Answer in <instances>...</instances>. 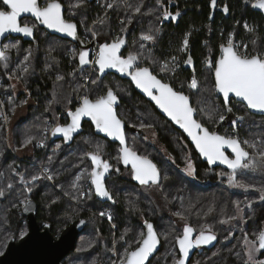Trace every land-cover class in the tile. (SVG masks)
<instances>
[{
    "label": "rangeland",
    "instance_id": "obj_1",
    "mask_svg": "<svg viewBox=\"0 0 264 264\" xmlns=\"http://www.w3.org/2000/svg\"><path fill=\"white\" fill-rule=\"evenodd\" d=\"M67 6H68V15L71 18H76L79 20L82 30L84 39L87 43L96 42V45H99V36L102 34H99L98 31H103L101 28H96L94 26L93 21H89L87 16H83L82 9L86 5V0H62ZM153 3L151 5V10H149L148 15L149 17H145L147 21L145 23L140 22V24H137L136 22H133L134 19V13L130 16L125 17L126 19V26L130 27L131 24H136L137 26V33L136 35L139 37L138 43L139 48L137 49V52H142V59L150 63L151 65L155 66L159 70V65H162L163 62L161 61L162 55L158 54L155 43H158V39L163 34V30L161 28V21H162V13H163V2L161 3V0H152ZM163 1V0H162ZM77 3H80L79 7H72L70 5H76ZM103 5L106 6L108 4H120L122 3L121 0H111L110 2L107 0L106 2H102ZM126 3V1H125ZM127 4V3H126ZM135 6V5H134ZM109 10L110 8L107 7ZM104 10L103 15H101L98 19L100 20L105 15H109L108 10ZM132 16V17H131ZM106 17V16H105ZM133 18V19H132ZM94 20V22H95ZM135 20V19H134ZM26 23H32L30 21H24ZM34 24V23H32ZM36 25V24H34ZM153 31V34L156 36V39L154 41H143L141 39V36L143 33L148 32L149 30ZM104 32V31H103ZM37 33L39 40L41 41V57H37L34 55L35 50L39 52L40 49L38 47L32 48L28 46H23V43L15 38L7 39L3 46H10V45H16V47H8L7 49V55L8 59L7 61L3 60L1 64L2 70H7L8 74L5 77L0 76V106L3 120L0 124V128H4V138L3 140L7 144L8 148L15 147V144L18 142V149L16 151L17 156L19 157H29L33 154V150L35 149V141L39 137L41 131L48 127V125H58L61 124L60 120H63L64 122L66 119H64V116L67 118L66 111L69 109H73L74 105H76L77 101H81V97L84 95H87L91 98H96L103 94L102 91H100L101 88L106 90L109 88L111 83H114L116 85V88L123 89L124 91L129 92V87L127 85H124L121 81H118L114 77L109 76L108 79L104 80V83L98 82L99 79V72L96 66L93 67V65L81 72L80 68H77L75 60L78 58L79 51L77 49V46L75 43L68 39L64 38H58L57 36L50 35L47 31L42 30L38 28L37 26ZM144 45L143 48H141V45ZM99 49V47H97ZM47 52V54H45ZM59 54V55H58ZM68 57L70 60V66L75 67L72 69V71L68 72L65 67L61 64L60 65V56ZM14 56L15 58L12 60L11 57ZM157 56V57H155ZM41 60L43 63V73H50L53 75L55 82H57V76H63V80H59L58 84L56 86V92L53 95V98L51 96L50 100H45L44 108H46L48 112V118L44 117L42 120V123H37V117L40 116L41 112L38 111L36 113L37 108V96H33V94L30 92L28 86H29V76L27 74L28 69H31L30 63H35L37 60ZM39 62V61H38ZM63 66V68H61ZM27 69V71H25ZM161 72V71H160ZM31 77V76H30ZM85 77H89V79H85ZM2 80L6 81V84L4 85ZM95 80L96 83H93L92 81ZM8 81V82H7ZM116 81V82H115ZM100 88V89H99ZM210 86H204L200 89L199 97L196 98V106L198 109H203L204 111H199V115L201 119H203L206 123H209L212 128H216L218 124L221 122L218 118L219 115L224 116V110L219 102V99H216L212 95V91H210ZM72 91V93H71ZM210 91V92H208ZM60 92L63 94L60 95ZM69 93V94H66ZM23 94V95H22ZM67 97V99H66ZM24 101H27V103H23ZM79 105V104H78ZM245 107V106H244ZM242 106H238V108L241 111H245V108ZM134 108L140 110L141 107L139 105L134 104ZM132 112L131 120L129 124H135L136 128H141L139 121L141 123L152 124V128H141V131L144 133L146 138H152L155 140L156 134L158 133L156 130H159V133H165L169 134L171 137V142L173 146L177 149L175 153L170 152L168 155L167 153H164V157H166L169 162V164L163 165V178L162 181H165L164 177L169 176V179L173 177V180L178 179L177 182L180 181H186L192 180L194 175H189L185 169L188 165V163H191L193 168L195 169L197 167L198 159L193 156L192 149H185L186 145L185 142L182 141L181 136L174 133L171 128L172 126L164 119H161L160 117H155V120H146L147 114L143 112H137L131 108V111L129 110V107L126 109V114ZM205 113L211 114V119L209 118V115ZM124 114V111H123ZM246 115V114H245ZM32 117L34 120H29V117ZM242 138L243 140H249L255 142L257 145H259L261 142H264V121L260 118L251 117V115H246V120L242 122L239 126V131H242ZM93 132L91 130L88 131L87 135H83L80 141H85L90 148L95 150L96 144H101L106 146L108 144L105 140H100L95 135H92ZM228 136L232 135V133L227 132ZM24 135L26 137L28 136H34L36 139L33 141L32 144L27 145V147H24L22 144L24 142L21 140ZM0 136V137H1ZM130 140H137L135 144L142 149L144 152H149L157 155L156 150L152 147L154 146H147L146 143H149L146 138H143V140L137 138L133 131H130L128 133ZM40 138V137H39ZM41 142V141H40ZM42 142H47L48 139L43 134ZM151 142V141H150ZM51 145V144H50ZM81 144H79L77 147H75L72 151V157H75V160L69 162L67 161L70 156H61V152L65 151L67 149L63 148V144L60 142H55L53 144V152L50 157V161H52V165L55 169V182H56V189L52 190L51 192H46L47 195L50 196V199H53L51 202H43V206L46 207L47 210L50 208V206L53 204V201H56L57 198H63V203H65V207L68 209V211H83L85 209L91 208V206H97V209H92V217H90L89 224L87 226L88 230L87 232L83 233V235L80 236L78 243L76 245V248L74 249L73 253L66 259L67 264H98L100 262L106 263V264H118V261L123 259L125 249L129 247L130 241H124L120 242L119 240V234L116 232V225L114 224L113 220L111 221L109 219V226L113 230V233H116V235H112V245L109 244L108 241H105V239L110 240L109 238H105L104 234L96 229L95 227H98L99 224L106 219H108V215L112 217V211L113 208L111 206L107 207V212H104L106 210L102 209L103 206L101 202L97 203L94 201L92 197V192H94L93 185H91V180L85 176V178L81 179L79 183V188H73L72 183L74 181V178L76 175L80 174L84 171V169H88V172H91L92 167L91 164L88 162L85 152L83 154H78L75 156L73 153L76 149V152L78 151ZM174 148V149H175ZM82 150V148H81ZM110 150L112 152V156H115L114 152H116V148L111 146ZM153 151V152H152ZM252 151H254L252 149ZM78 153V152H77ZM176 155V156H175ZM178 156V157H177ZM161 157V155H160ZM68 166H71L70 168ZM260 168V167H258ZM75 170V171H74ZM257 173H262L259 169H256ZM26 175L28 172H25ZM30 173V172H29ZM174 173V174H173ZM126 175V174H125ZM130 176V175H129ZM128 176V177H129ZM207 178L210 175H204ZM31 177H27V179L24 178L23 183V196L21 195L22 200L25 199H31V193L27 191L28 187H32V190L34 188L39 187V183L44 182V180L40 179L34 183L31 181ZM132 178V177H129ZM260 177H254V179L251 180H241L242 184L252 185L253 187L248 189L258 190L261 188H264V180L261 178V181L259 180ZM173 182V181H172ZM260 183V184H259ZM45 184V183H44ZM164 184V183H163ZM171 184V182H170ZM8 184H5L2 186L1 189L5 190V196L6 192L9 191L7 188ZM47 188H51L50 186L46 185ZM164 186V185H163ZM89 188L92 190L89 191ZM122 188H126V202L132 206L133 212L140 211L139 208V199H141L140 194L138 192L140 191V188H136L134 186H127L125 184L122 185ZM115 189L117 187L115 186ZM167 189V186L166 188ZM118 191V190H117ZM81 193H87L86 195H81ZM119 195H122L121 192H119ZM261 194V192L259 191ZM186 194V193H185ZM4 197H0V203L2 202ZM31 197V198H30ZM86 197V198H85ZM251 197H239V196H230L228 198L227 202L224 206L226 208L224 211H222V217L219 219V222L217 224V227H211L212 231H215L219 236L221 242L218 245V248L211 253V252H204L202 251L200 255L194 256L193 261L191 264H226V258H228V253H234L235 259H237V262H244L247 260V252L245 250L244 244H243V238L245 234L248 235V237L254 238V234L258 233L260 230L264 229V222H260L259 224H254L253 226H250L246 231H243V229L240 230V227L238 228V225L243 226L245 228L246 223H249V220L253 221V215L256 216L255 212H250L251 210L249 207H247L246 201H251ZM260 198V197H259ZM177 200H179V197H176ZM255 200V199H254ZM94 201V202H93ZM241 201V208L243 209L242 212L239 213V217L236 220L231 221L230 223H221L222 220L225 219L226 216L230 215H236V208H235V202ZM56 203V202H55ZM91 205V206H90ZM174 205L176 206L175 211H186V208L183 207V205L179 204L178 202H174ZM252 205V204H251ZM24 206V203H23ZM130 210V211H132ZM105 213V215H100V213ZM152 211H147V213H151ZM144 213L142 212L140 214V221L143 223L147 218L145 217ZM177 224L179 227L180 225L185 224L187 221L184 219H181L180 217L176 216ZM213 217H208L207 220L208 223L212 224ZM215 224V225H216ZM164 227H159V232L161 239H163L164 242V254L163 261L164 264H174V261L180 258L179 250L175 251L176 247V241L175 238L182 234V231H176L173 225L170 224H162ZM28 226V225H27ZM204 226V225H203ZM202 226V227H203ZM202 227H196V229L199 231ZM238 228L242 234L239 238L233 241L230 245H225V243H222L223 241H227L230 239V236L233 232L231 229ZM94 229V230H93ZM134 229L136 230V233L130 235L129 237L132 239H137V237H140V232L134 228V227H127L124 231V234L129 233L128 231ZM28 230H24L22 232H28ZM21 232V233H22ZM177 233V234H176ZM23 234V233H22ZM23 236V235H22ZM167 236V239L165 237ZM21 238V237H19ZM11 240V239H10ZM7 241L4 250L1 252L3 253L9 243ZM91 251L93 252V255L87 258L86 252ZM239 253V255H237ZM1 255V254H0ZM217 257H216V256ZM214 258V259H213ZM256 260H264V258L261 256L260 251L256 253L255 256Z\"/></svg>",
    "mask_w": 264,
    "mask_h": 264
},
{
    "label": "snow or ice",
    "instance_id": "obj_2",
    "mask_svg": "<svg viewBox=\"0 0 264 264\" xmlns=\"http://www.w3.org/2000/svg\"><path fill=\"white\" fill-rule=\"evenodd\" d=\"M0 3L6 8V10L0 8V37H4L6 33L10 32L32 36L35 25H29L28 23L21 24L22 14H31L39 24L46 26L48 29L78 38L77 26L75 23L67 21L64 18L63 5L60 0H44L43 5L40 3V0H0ZM211 4L214 7L216 0H211ZM70 6L79 7L80 3ZM253 6L264 10V0H255ZM107 7L111 8L112 4H108ZM140 11L141 6H137L135 12L139 13ZM224 11H228L227 6L224 7ZM175 15L178 17L180 14L177 12ZM171 16L172 14L165 10L163 18L168 19ZM98 22L103 23V18ZM245 28L253 31L247 24H245ZM141 39L143 41H154L156 36L150 29L148 32L142 34ZM125 43L126 41L123 37H117L112 43H104L96 52L94 60H89V52L82 50L78 55L79 65L81 67L89 64L96 65L101 75L104 74L106 69L111 68L130 76L135 86L150 97L151 101H154L155 105L171 121L179 125L187 133L199 150V153L206 158L208 163L215 164L217 161H220L232 170L229 174L230 184L244 189L253 187L252 185L238 183L236 181V172L237 170H249L255 167L264 169V142L257 145L253 141H242L238 136H222L214 131H209L196 118L198 108L192 106L188 95H185L183 91L174 89L170 83L163 82L156 74H153V71L149 67L139 66L137 61L142 58V52H129L126 58L121 55V48ZM182 45V50L186 51L188 46L187 38L183 40ZM253 45V50L249 51L248 45L237 44L234 42V36H230L226 43L221 45L219 59L215 62L211 58L206 60V63L213 68L215 88L218 93L222 94L226 111L228 112L232 111L231 107L227 106L231 96L240 98V100L246 102L247 107L250 109L264 112V50H258L255 47V41H253ZM8 47H16V45L0 46V59L7 61ZM143 47L144 45L142 44L141 48ZM185 63H191L190 56ZM175 67H178V63L176 58L173 57L171 65L165 61L162 65H159V70L161 72H173ZM63 79V76H57L58 81ZM85 79H89V77H85ZM92 82L96 83L95 80ZM189 87L191 89L198 87V81L194 75L190 80ZM118 100L117 93L111 87L106 90L105 95L98 96L94 100L90 99L87 95L82 96L80 106L75 111L68 113L71 122L65 125H57L52 130L53 135L62 134L65 141H70L73 138V134L80 129L81 120L84 117H90L98 131L119 140L122 145L119 150L121 154L119 159L123 161L124 165H131L135 180L141 185L149 187L156 185L159 187L162 177L157 165L147 156L138 155L136 151L127 146L123 130L124 121L117 115L115 107ZM23 103H27V101ZM199 111L203 112L204 110L199 109ZM2 114L0 112V115ZM205 114L209 115L210 119L212 118L210 113ZM218 118L220 121L225 119L223 115H219ZM238 119L242 121L244 118L239 117ZM140 127L152 128L153 125L141 123ZM35 139L34 136H28L23 146L27 147ZM40 144L42 146V141ZM226 147L231 149L234 158H230L225 154ZM248 149H253L254 151L250 152ZM102 152L103 145L96 144L95 150L88 153L93 164L91 172L89 173L88 169H84L83 172L76 175L72 187L79 188L78 182L87 176L91 180V185L94 186L95 194L111 200L113 197L105 185V177L112 166L102 159ZM116 171L119 172V169H116ZM185 171L189 175H194L195 169L191 163H188ZM20 179L24 181L22 175ZM40 179L53 180L51 170L45 168L43 172L31 177L33 185ZM24 182L27 183L26 181ZM12 187L11 183L7 185L8 189ZM91 190L89 188V191ZM27 191L31 193L32 187H28ZM259 191L261 192V199L264 200V188L259 189ZM86 194L81 193V195ZM4 196L5 190L0 189V197ZM55 202L53 201V203ZM23 203L25 210H27L31 205V200L25 199ZM241 203V201H236L235 208L237 214L226 216L221 223L227 224L240 218L239 213L243 211ZM243 203H246L249 208L252 204L251 201ZM100 215H105V213L102 212ZM174 215L184 220L187 219L184 213L180 211ZM108 219H111L110 215H108ZM145 227L146 232H140V239L136 240V246L132 247L129 245V248L125 249L123 259L119 260L118 264H146L149 257L156 251L160 243L159 234L153 224L145 222ZM196 231L193 227L186 225L183 227L182 235L175 238L181 256L174 261V264H186L192 248L207 245L216 240V235L211 232V225H204L199 230V234L193 239V233ZM22 235H27V232H24ZM121 239H124V237L122 236ZM165 239H167V236ZM243 244L247 252L245 264H264V260L255 259L256 253L264 250V229L255 233L254 238L251 239L245 234Z\"/></svg>",
    "mask_w": 264,
    "mask_h": 264
},
{
    "label": "trees",
    "instance_id": "obj_3",
    "mask_svg": "<svg viewBox=\"0 0 264 264\" xmlns=\"http://www.w3.org/2000/svg\"><path fill=\"white\" fill-rule=\"evenodd\" d=\"M44 1V0H42ZM107 0H94L93 2H87L85 7L82 9L83 16H87L89 21H93L94 26L96 28H101L103 31H98L99 34H102L99 36L100 42H107L110 43L115 40V33L114 31L120 32L121 36L125 38L126 42L129 41V43H132V34L133 30L137 29L136 24H131L130 27L126 26V19L125 17L132 15L134 13V19L133 22H136L137 24H140V22L145 23L147 19L145 17H149L148 12L151 10V5L153 3L152 0H129L127 4L124 0H121L122 3L115 4L113 7H111L108 10V13L113 15V18H109L108 15H105L103 17L104 22L99 23L98 19L101 15H103L105 9V5H103L102 2H106ZM109 2L111 0H108ZM181 2V8H186L187 10L190 9V11L186 14L184 19L181 21V23L171 30L175 31L172 35L171 33H168L163 37V39L160 40L159 45L156 47L157 52L160 55H164V53H169L175 49L173 47V43L176 44V46L181 42V38L183 34L186 31H190L192 33L191 35V43L193 46V53L196 58H203L205 56L206 47L203 45V41L207 39L208 41H212L214 45H216L217 51L216 55L218 53V42H223L224 36L229 30V28L233 25H235V22L230 23V21H223V24H219L217 20H215L210 27V24L208 23V14H209V8L208 3L201 0L197 1H189V0H178ZM182 2L184 4H182ZM201 3V4H200ZM199 4V5H198ZM135 5V6H134ZM236 5V3H235ZM137 6H141V11L139 13L135 12V8ZM199 7L202 8V11L200 12ZM240 13V12H239ZM132 17V16H131ZM118 18H123L125 21V25L123 27H119L117 24ZM95 20V22H94ZM76 22L79 25L80 28V35L84 39L83 30L81 27V24L78 19H76ZM242 23H239L241 26ZM224 26V27H223ZM242 27H240L241 29ZM222 33V34H221ZM52 35V34H50ZM182 35V36H181ZM39 35H37L36 39L33 42H26L22 40L19 37H12L15 39L20 40L23 43V46H28L32 48L38 47L40 51L38 52L37 49L34 52L35 56L41 57V41L39 40ZM56 36V35H54ZM58 37V36H57ZM60 38V37H58ZM85 40V39H84ZM129 43L126 44V47L124 49V55L127 56L129 52H132V46H129ZM128 45V46H127ZM77 46V45H76ZM135 45H133L134 47ZM175 46V47H176ZM127 48V49H126ZM139 48V46H138ZM78 49V47H77ZM44 53V52H43ZM47 54V52H45ZM59 55V54H58ZM15 57L12 56L11 59L13 60ZM60 65L62 64L66 69V71H72L73 68L70 66V60L68 57L60 56ZM39 61V62H38ZM3 60L0 59V67ZM77 68L81 69V72L89 69V68H82L78 63V58L75 60ZM31 69L29 68L27 71V74L29 76V90L33 94V96H37V110L41 112L40 116L37 117V123H42V120L44 117L48 118V112L46 108H44L45 100H50L51 96L53 98L54 93L56 92V86L58 84V81L55 82V79L53 75L50 73H43V63L41 60H37L35 63H30ZM63 66L61 68H63ZM8 74L7 70H2L0 68V76L5 77ZM204 73L201 76V79L203 78ZM31 76V77H30ZM114 77L118 81H121L124 85H127L129 87V92L124 91L123 89L116 88V85L114 83H111L109 87L113 88L117 93L120 91V95L123 99V103H121L120 107L118 108V114L119 116L124 119L128 123V127L131 126L130 120L132 116V112L126 114V109L124 107H129V110L131 111V108H133V104L136 102L132 101V86L129 84V81H126L124 79H120V77H117L115 75L109 74L104 78L99 77L98 82L104 83V80L108 77ZM6 78V77H5ZM203 80V79H202ZM8 82V81H7ZM116 82V81H115ZM4 85L6 84V81L2 80ZM100 89V88H99ZM108 89V88H107ZM106 89V90H107ZM103 88L100 89L103 93L106 92ZM72 93V91H71ZM135 93H137L135 91ZM69 94V93H66ZM138 94V93H137ZM23 95V94H22ZM60 95L63 94L60 92ZM67 99V97H66ZM77 104L74 105V108L80 104V101L76 102ZM194 103V102H193ZM222 106L223 102L221 101ZM241 104V103H240ZM238 105L236 103L231 104V108H233L232 115L235 116V119H229V112L226 113L225 117H227L228 120L235 122L237 126V130L235 132H239L240 136L242 135V131H239V126L242 122L246 120V115L248 116V112L245 109L246 113H243L238 106L244 107L242 104ZM195 108H197L196 103L193 104ZM245 108V107H244ZM137 114H139V110L133 108ZM1 111V106H0ZM124 111V114H123ZM246 114V115H243ZM233 116V117H234ZM243 117L244 119L241 121L238 118ZM64 119L67 120V118L64 116ZM197 119L204 124L207 128H212L209 123H206L203 119H201L199 115V109L197 111ZM226 119V120H227ZM3 117L0 115V124L2 123ZM29 120H34L30 116ZM225 120V122H226ZM64 121L60 120V123L62 124ZM60 125V124H58ZM49 126V125H48ZM85 131L84 135H87L88 131L91 130V126L87 123L85 124ZM222 128V127H221ZM234 127H231L227 132L234 133L233 129ZM44 130V129H43ZM43 130L41 131L39 137L35 141V149L33 150V154L29 157H19L16 154V151L18 149V142L15 144V147L13 149L10 147H7V144L2 138L4 136V128H0V136L3 134V136L0 137V189L3 185L11 183L13 187L9 189L8 192H6V197L3 198L2 202L0 203V253L4 250L5 245L8 240L15 237L16 239H20L19 237H22V231L28 230V223L26 217L22 213L23 208V200L21 198V195L23 196V181H21L20 176L22 175L25 179L27 177L36 175L40 172V169L38 165L43 164L48 169L51 170V173L53 175V183L50 180L42 179L44 182H36L39 183L38 188H34L31 192L32 199L36 200L38 203V218L44 219L53 225V234L55 236H58L66 226H68L71 222L78 220L80 218H85L88 221L90 217H92V212L94 209H97V206H91L89 209H85L83 211H68V209L65 207V203H63V198L56 199V203H53L49 210L46 209V207L43 206V202H51L53 199H50V196L46 194V192H51L52 190H55L56 188V182H55V165H52V161H50V157L52 155L53 149H51V146H45V143L42 142V146L40 144V141H42L43 138ZM94 135V134H92ZM32 136V135H31ZM161 138L163 139V142L167 145L170 152L175 153L176 148L173 146L171 142V137L169 134L161 133ZM83 137V135H82ZM81 137V138H82ZM242 137V136H241ZM27 137L24 135V137L21 139L23 142L25 141ZM81 138L77 139L74 142V148L77 147L79 144L80 147L78 149V153L76 152V149L74 151V155L77 156L78 154H83L86 152L85 150L87 148H90V146L85 141H80ZM185 138V137H184ZM183 138V139H184ZM186 140V138H185ZM108 142V141H107ZM109 143V142H108ZM186 143H189L188 140L185 141ZM111 145L113 143H110ZM23 145V144H22ZM82 148V150H81ZM175 148V149H174ZM90 151H94L92 148H90ZM176 156V155H175ZM178 157V156H177ZM69 159L67 161L71 162L75 160V157H68ZM69 168L71 166H68ZM256 169H261L258 167H255ZM255 168L250 169V174L248 175V178L245 177L244 180H251L254 179V177H258V173L256 172ZM197 177L199 179H204V175H210V169L208 168L207 164L204 162L198 163L197 167ZM75 171V170H74ZM25 172H28L26 175ZM30 172V173H29ZM174 174V173H173ZM124 175L115 174L110 176V182L113 187H117L115 191V198H112L114 201L115 206H111L114 211H112V217L111 221L113 220L114 224L116 225V232L119 234V241H130V245L132 247L136 246V240L140 239V237H137V239H132L129 236L136 233V230L131 229L129 230L127 234H124V231L127 227H134L139 232H144V226L143 223L140 221V214L144 211L145 217L147 219H151L155 222L158 232L159 227H164L162 224H170L173 225L176 231H183V227L186 224H190L192 226L196 227H202L203 225H211V227H217V224L219 222V219L222 217V211L226 208L225 203L228 200V197L225 195V192L222 194H216L214 191L213 186L209 182H203L197 181V180H184L177 182L178 179L173 180V177L169 179V176L165 178V181H162L160 183V186L157 187L156 185H153L151 187L146 186H138L136 188H140V191L138 194H140L141 199H139V208L140 211L133 212L132 206L126 202V188H122V185L125 184L127 186L131 185L133 186V183L129 181L128 178L124 177ZM261 181V178L259 179ZM173 181V182H172ZM171 182V184H170ZM35 183V184H36ZM45 183V184H44ZM164 183V184H163ZM260 184V183H259ZM50 186L51 188H47V186ZM164 185V186H163ZM167 186V189H165ZM55 188V189H54ZM94 189V188H93ZM122 193V195H119L118 191ZM250 190L251 197L250 200H252V205L249 208L250 212H255L256 216L253 215V221L249 220L248 227L244 228L243 226L238 225V228L240 227V230L243 229V231H246L250 226H253L254 224H259L260 222H264V200L261 199V194L258 190ZM186 193V194H185ZM179 197V200L176 199V197ZM30 197V198H31ZM92 197L94 201L97 203L100 202V199L96 196L95 191L92 192ZM113 197V194H112ZM260 197V198H259ZM86 198V197H85ZM255 199V200H254ZM93 201V202H94ZM174 202H178L179 204L183 205L184 208H186V211H180L183 212L184 215L187 217V221L185 224L179 225L177 224L176 216L174 215L176 212V206L174 205ZM93 209V210H92ZM98 210V209H97ZM132 210V211H130ZM147 211H152L151 213H147ZM107 212V211H104ZM208 217H213L212 224L208 223L207 220ZM109 219L103 220L98 227H95L94 229L101 231L104 234L105 238H109L110 240L105 239V241H108L110 245H112V235H116V233H113V230L109 226ZM217 223V224H216ZM216 224V225H215ZM89 228V227H88ZM88 228L86 229L85 233L87 232ZM232 228V236H230V239L225 245H230L233 243L234 240L242 236L239 229ZM93 229V230H94ZM22 232V233H21ZM160 234V232H159ZM177 234V233H176ZM124 237V239H121V237ZM134 236V235H132ZM164 242L162 239V247L159 253L150 261V264H164L163 256L164 254ZM129 248V247H128ZM175 251H178L177 243L175 247ZM218 248V246H217ZM216 249V247L212 249L203 250L204 252H213ZM179 252V251H178ZM202 252V251H201ZM200 252V253H201ZM198 253L197 255H200ZM261 256L264 258V250H260ZM195 255V256H197ZM216 256V255H215ZM217 257V256H216ZM214 259V258H213ZM237 259H235L234 253H228V258H226L227 263L226 264H245L244 262H237ZM67 263V262H66ZM218 264V263H217Z\"/></svg>",
    "mask_w": 264,
    "mask_h": 264
},
{
    "label": "flooded vegetation",
    "instance_id": "obj_4",
    "mask_svg": "<svg viewBox=\"0 0 264 264\" xmlns=\"http://www.w3.org/2000/svg\"><path fill=\"white\" fill-rule=\"evenodd\" d=\"M60 1L66 7L65 17L67 19L76 21V18L69 17L68 6L62 0H60ZM86 1L89 2L88 0H86ZM189 1L193 2V1H197V0H189ZM199 1H201V0H199ZM203 1L208 3V8H209V14H208V21L209 22L208 23L210 24V27H212V25H213L212 22H214L215 20H217V22L219 24H223L224 20L230 21V23L232 24V22H235V20H236L235 25L231 26L229 28V30L227 31V33L225 34L226 36H224L223 42L222 43H221V41L218 42L217 47L219 50H218L217 55H216V51H217L216 45H214L212 41H208L207 39H205L203 41V45L206 47L205 56H203V58L202 57L196 58L194 53H193V46L191 43L192 33L190 31H186L183 34V36L181 35L182 36L181 42L177 46H176V44L173 43V47L175 49H173L170 53H169V51H167V53H164V55L162 54V57H161V61L163 63L165 61H167V62H169L170 65L172 62V58L173 57L176 58V61L178 63V67H175L173 72H160V70H158L155 66L151 65L150 63H148L147 61H145L142 58L140 60H138L137 63L141 67H149L153 71V74H156L157 77L159 79H162L163 82L170 83L174 89H176L178 91H183L185 95H188L190 97V100L192 102L193 107H194L193 104L196 103L195 99L199 97L200 89L203 88L204 86H207V85L210 86L211 87L210 91H212L211 93H212L213 97H215L216 99H219L220 104H221V101L223 102L224 107L222 106V104H221V106L224 110V117H225V115L228 111L226 112V107H225L224 101H223L222 97L219 96V94L215 88V77H214L213 68L206 63V60L209 58H211L213 60V62L218 60L220 57V54H221V45L225 44L227 39L230 36H234V42L235 43L240 44V45H244V44L248 45L249 51L253 50V47H254L253 41H255V47L258 50H264V10L258 9V8L253 6L255 4V0H216V4L214 7L211 4V0H203ZM162 2H163V4H162L163 13H162L161 28L163 30V34H162V36L159 37L158 43L157 44L155 43V48L159 45L160 40L163 39V37L167 34V32L171 33V35L175 32L171 29L177 27L181 23V21L184 19L186 14L191 9V8H189V10H187L186 8H184V9L181 8L182 7L180 4L181 2H179L178 0H163ZM235 3H236V5H235ZM182 4H184V3L182 2ZM225 6H227V8H228L227 12L224 11ZM0 8H4L6 10L5 6L2 3H0ZM165 10L172 14V16L169 17L168 19L163 18ZM199 10L201 12L202 8L199 7ZM177 12H179V14H180L178 17L175 15ZM25 20L26 21L28 20V21L36 24L35 28L37 30L38 23L36 20H34L32 18H23L21 20L22 24L26 23V22H24ZM32 23H28V24L33 25ZM239 23H242L241 26L239 25ZM245 24H247L249 26V28H252L253 31H249L247 28H245ZM240 27H242V28L240 29ZM38 28L45 30L40 26H38ZM79 30H80V28H79ZM133 31L134 32H133L132 37H131L132 43H129V41H127V44L129 43V46H132V52H137V49L139 46V43H138L139 37L136 35L137 30H133ZM189 33H190V35H189ZM37 35H38V33H36V37H37ZM9 38L12 39V36ZM123 38H124V36H123ZM185 38L188 39V46H187L186 51L182 50V46H183L182 42ZM133 45H135V46L133 47ZM122 55L124 57H127L124 55V50H123ZM189 56L191 57V63L190 64L185 63V61L188 59ZM155 57H157V56H155ZM203 73H204V75H203V78H202L203 80H202L201 76ZM112 75H114V74H112ZM193 75L195 76V78L198 81V87L196 89H191L189 87V83H190V80L193 77ZM115 76H117V75H115ZM120 79H122V78L120 77ZM124 80L129 81L127 79H124ZM129 84L132 86V95H131L132 101L136 102L135 104H137V105H139V107H141L139 112L141 111V112L147 114L146 120H155V117H160L161 119L166 120L172 126L171 130L174 133H176L177 135H180L182 138L181 139L182 141L185 142L186 140H188L187 137L185 136V134L180 129L175 127L163 114H161L159 112V110L153 104V102L151 100L147 99L140 92H138L136 90V88L134 87V85L130 81H129ZM135 91L138 94L135 93ZM210 91H208V92H210ZM102 95H100V96H102ZM117 95L121 99V102H120V105H121V103H123V99L120 95V91H119V93H117ZM92 99H95V98H92ZM234 103H236L238 105L240 104L239 102H236L234 99H232L230 102V106H231V104H234ZM120 105H119V107H120ZM242 105L245 106L244 104H242ZM75 108H73V109H75ZM124 108L127 109V107H124ZM133 108H134V104H133ZM231 109H233V108H231ZM245 109L247 110L248 114L251 115V117L260 118L264 121V115L252 114L248 111L246 106H245ZM232 113H233V110H232ZM243 113H246V111H243ZM243 115H245V114H243ZM233 116H232V118L234 120H236L235 116L234 117ZM196 118H197V114H196ZM226 118L227 117H225V119L223 121H221L216 128H210V130L214 131V132L219 131L220 134H222L224 136H228L227 130H229L231 127H234V128H232L234 133H232V135H230V136H238L240 138V140L243 141V138L240 136V133L235 132V130H237L236 124L233 121H230V123H225ZM67 122H68V118L62 124H66ZM87 123L88 122H85V124H87ZM62 124H60V125H62ZM85 124H84V131L86 129ZM88 124L91 126V131L93 132V134L97 138H99L100 140H105V141L109 142L103 148L102 159L106 160L112 166L110 168L109 173L106 174L105 185H106L107 189L109 190V192L111 194H113V198H115L116 189H115V187L112 186V184L110 182V176H112V175H115V174L124 175V174H126V176H124V177L128 178L129 181H131V183H133L134 187H137V185L142 186V187H146V185H141L139 182H137L135 180L134 175H133L132 170H131V165L126 166L123 164L122 160L119 159V156L121 155L120 151H119L121 146L118 143H115V142L113 143V142L109 141L108 139H105L104 137L97 135L95 132V129L91 125V123H88ZM139 124H141L140 121H139ZM147 124H149V122ZM133 125H135V124H131V126L128 127V123H127V128H126V135H127L129 147L132 148L134 151H136L139 155L147 156L150 160H152L153 163L157 165L158 169L161 172V177L163 178V171H162L163 165L169 164V163H167V162H169V160L166 157H164V153H167L166 155H168L170 153V151H169L167 145L163 142V139L161 138L162 137L161 133H159V130H156L158 132L156 134L157 138L155 140H153L150 137L146 138L144 133L141 131V128L133 127ZM130 131H133L134 135L141 140H143V138H146V140H148V142H149V143H146L147 146H154L152 148L156 150L157 155H155L153 153H149V152H144L142 149H140L135 144V142H137L138 139L134 140V141L129 139L128 133ZM82 135H84V132L81 135L77 136L75 138V140L73 141V143L70 145L66 144L65 140H63V139H60V140H54L53 139V141L51 143V145H52L51 149H53V144H55V142H60L63 144V148L67 149V150L61 152V156H65V157L70 156L72 154L73 149H74V145H73L74 142L77 139L81 138ZM184 137L186 138V140ZM110 143H113V144L111 145ZM111 146L116 148V152H114V154H116L115 156H112V152L110 150ZM185 149H192V154H193V156H195L198 159V163H200L202 161V162L207 164L208 168L210 169V176H208L209 178H207L205 176L204 179H202V180H203V182H209L213 186L214 191L217 195L225 192V195L228 198H230V196L231 197L232 196H239V197H249L250 196V190L249 189L236 187L233 184L229 183V174L232 172V170L230 168H226L224 166L210 167L209 164L202 159L201 155L196 151V149L190 143V141H189V143H186ZM248 150L250 152L252 151V149H248ZM85 151H86L85 152L86 158H87L88 162L91 164L90 167H93L91 159H89V157H88V153H91L93 151H90V148H87ZM226 153L230 158H234V154L231 151H227ZM160 155H161V157H160ZM198 163H197V165H198ZM116 169H119V172H117ZM260 171L262 173H258V175H259L258 178L260 177L264 180V169L261 168ZM250 172H251L250 169L249 170H237L236 181L238 183H241V180H244L245 177L248 178V175L250 174ZM197 174L198 173H197V170L195 168L193 180L194 181L195 180L202 181L201 179H199L197 177ZM128 176L132 177V178H129ZM161 182H162V179H161ZM93 188H94V186H93ZM96 196L100 199V202L103 205L101 207L102 209L108 211L106 209L107 207L112 206V205L115 206L114 205L115 203L112 199L109 200L107 198H103V197H100L98 195H96ZM110 211H114V210H110ZM245 227L246 228L248 227V223H246ZM86 229H85V231H86ZM211 232L216 235V239H217L216 244L214 246H211V247L209 244L206 246H200L195 251L194 256L203 250L212 249V248L217 247L219 245V243L221 242L220 236L215 231L211 230ZM60 234L56 237H59ZM198 234H199V231H198ZM231 236H232V234H231ZM228 241L229 240L223 241L222 243H227ZM77 243H78V241H77ZM77 243H76V245H77ZM73 251H71L68 255H66L63 258V261H62L63 264H67L66 259L73 253ZM91 255H93V252H91V251L86 252L87 258L90 257ZM194 256L192 257L189 264H191V262L193 261ZM98 264H106V263L100 262Z\"/></svg>",
    "mask_w": 264,
    "mask_h": 264
},
{
    "label": "water",
    "instance_id": "obj_5",
    "mask_svg": "<svg viewBox=\"0 0 264 264\" xmlns=\"http://www.w3.org/2000/svg\"><path fill=\"white\" fill-rule=\"evenodd\" d=\"M88 1L89 2H93L94 0H88ZM40 3L43 5L44 1L40 0ZM62 5H63V15H64V18L67 21H70L72 23H75L76 26H77V37L78 38H73L71 36H68L65 33H59V32H56V31H54L52 29H48L46 26L39 24V22L31 14H22L21 20L23 18H32V19L36 20L37 23H38V26H40L43 29H45V31H47L49 34L56 35V36H58L60 38L68 39V40L72 41L73 43H75L77 45V47H78V51L79 52L82 51V50H87L89 52V60H92V55H93V51H94V49L96 47V42L93 41V42L87 43L81 37L78 23L76 21H74V20H70V19H67L65 17L66 7H65V5L63 3H62ZM21 24H22V22H21ZM36 33H37L36 28L34 29V32H33V35L32 36H26V35H24L22 33H15V32L6 33L4 37H0V46H3L4 42L9 37H11V36L12 37H19V38H21L22 40H24L26 42H33L36 39ZM82 41H83V43H82ZM112 42H110V43H112ZM104 43H107V42H100L99 41L98 47H101ZM126 44H127V42L121 48V55L123 53L124 48L126 47ZM78 63H79V60H78ZM91 65L92 64L84 65L82 68H89V67H91ZM96 67L98 69V66H96ZM108 74H114V75H117L118 77H121L122 79L129 80L134 85V87L136 88V90L138 92H140L147 99L151 100L150 97H148L141 89H139V88H137L135 86V83L131 80V77L130 76H127L126 74L119 72L117 69H111L110 68V69H106L103 75H101L99 73V77L100 78H104ZM105 94H106V92L103 95H105ZM218 94H219V96L222 97V94L221 93H218ZM89 98L92 99L91 97H89ZM222 99H223V97H222ZM232 99H234L236 102H239V103L244 104L247 107L246 102H244V101L240 100V98H237V97H234V96H231L230 97L229 102H228V105H227L228 107H231L230 106V102H231ZM120 102H121V99L119 97L118 103L115 106L116 107V112H117V115L118 116H119V114H118V107L120 105ZM152 102L155 105V102L154 101H152ZM190 102H191V100H190ZM191 104H192V102H191ZM79 106H80V104L77 107H79ZM75 109H69V110L66 111V115H67V118H68V122L67 123H70L71 122L70 117L68 116V113L70 111H75ZM157 109L175 127H177L178 129H180L185 134V136L187 137V139L190 141V143L194 146V148L196 149V151L199 153V150L196 148L194 142H192L191 138L187 135V133L183 129H181L179 127V125H176L173 121H171V119L169 117H167V115L165 113H163V111L161 109H159L158 107H157ZM247 109L252 114L264 115V112H262L260 110L250 109L248 107H247ZM232 116L233 115H232V111H231V112H229V119H231ZM226 121L227 122H225V123H230V120L227 119ZM85 122L91 123V125L94 127L95 132H96L97 135H100V136L104 137L105 139H108L109 141H111L113 143L114 142L115 143H118L122 147V145L120 144V142H119L118 139H113L112 137L107 136L106 133H103V132L98 131L96 129L95 123L91 120L90 117H84L81 120V127H80V129L76 133L73 134L72 140L65 141L66 144H68V145L72 144L73 141L75 140V138L77 136L81 135L84 132V124H85ZM62 125H65V124H62ZM126 128H127V123H126V121H124V129L123 130H124V134H125L127 146L129 147V145H128V139H127V135H126ZM209 131H211V130L209 129ZM216 133H218L219 135H222V134L219 133V131H216ZM222 136H224V135H222ZM52 138L54 140H60V139H63L64 140L62 134H59V133L56 134V135H53V132H52ZM227 151H231V149L230 148H227V147L225 148V154L226 155H227V153H226ZM88 157L90 159V156L89 155H88ZM201 157H202V159L204 161L207 162V160H206L205 157H203L202 155H201ZM208 164H209L210 167H214V166H224L226 168H229L226 164H223L220 161H217L215 164H210V163H208ZM126 166H129V165H126ZM29 200H31V205L28 207V209L25 210V206H23V208H22V213H23V215L27 219L29 231L27 232V235H23L20 239H16L15 237H13L9 241V243H8L5 251L0 255V264H63V262H62L63 261V258L66 255H68L71 251H73L75 249L76 243H77L79 237L83 234V232L85 231V229L88 226V221L85 218H80L78 220H75V221L71 222L68 226H66L64 228V230L61 232V234H60L59 237H56L53 234V232H52V230H53L52 223H50V222H48V221H46L44 219H39L38 218V203L36 202V200H34L32 198L29 199ZM145 222L153 224L155 230L159 234L155 222L153 220H151V219H146L143 222L144 232H146ZM186 225L191 226L194 229H196L194 226H192L190 224H186ZM186 225H184V226H186ZM197 235H198V231L194 232L193 233V239H195V237ZM159 238H160V243L157 246L156 251L149 257L148 261H146V264H150V261L161 250V247H162V239H161L160 234H159ZM216 242H217V239L214 240V241H212L211 243H209L210 247L211 246H214L216 244ZM201 246H206V245H201ZM177 247H178V244H177ZM199 247H194V248H192L190 250L188 259L186 261V264H189L190 263L192 257L194 256L195 251ZM178 250H179V247H178ZM180 256H181V254H180Z\"/></svg>",
    "mask_w": 264,
    "mask_h": 264
},
{
    "label": "built area",
    "instance_id": "obj_6",
    "mask_svg": "<svg viewBox=\"0 0 264 264\" xmlns=\"http://www.w3.org/2000/svg\"><path fill=\"white\" fill-rule=\"evenodd\" d=\"M124 1H126V3L129 1V0H124ZM109 18H113V15L112 14H110L109 13ZM117 24H118V26L119 27H123L124 25H125V21H124V19L123 18H118V20H117ZM114 33H115V39L117 38V37H121V34H120V32H117V31H114ZM98 45H96V47H95V49H94V51H93V55H92V60H94L95 59V55H96V52L98 51ZM92 66V65H91ZM94 66H96V65H93V67ZM55 126L56 125H49L48 127H46L44 130H43V134L46 136V138L48 139V144H46L45 143V146H51L50 144L52 143V141H53V138H52V130L55 128ZM38 167H39V169H40V172H43V170L45 169V168H47L45 165H43V164H40V165H38ZM52 174V173H51ZM52 183H53V180H50Z\"/></svg>",
    "mask_w": 264,
    "mask_h": 264
}]
</instances>
